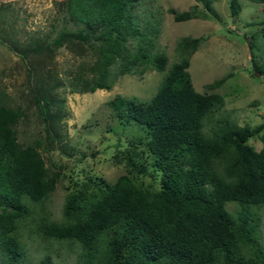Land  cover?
Listing matches in <instances>:
<instances>
[{"label":"trees","instance_id":"obj_1","mask_svg":"<svg viewBox=\"0 0 264 264\" xmlns=\"http://www.w3.org/2000/svg\"><path fill=\"white\" fill-rule=\"evenodd\" d=\"M139 1L66 0L71 19L82 28L62 32L52 43L67 37L98 42L90 77L78 78L83 92L108 89L117 75L143 73L147 66L163 73L149 100L116 94L108 102L117 118L144 129V145L160 173L159 188L128 174L113 183L91 181L65 197L61 218L54 219L46 204L57 175L45 164L40 140L18 142L15 125L23 112L6 105L0 91V264H54L49 253L37 261L29 257L21 230L30 222L50 244L78 246L76 264H264L261 216L254 209L264 207V143L259 150L248 143L255 135L264 141V122L239 125L222 115L220 93L195 90L188 67L200 38L179 39V60L168 66L167 55L154 51L159 20L136 21ZM214 1L196 0L189 10L168 11L175 21L219 19ZM229 9L237 15L239 1L230 0ZM251 61L253 70L264 75L263 61ZM231 75L205 88L219 87ZM214 112L220 115L205 132ZM124 159L129 172L143 175L141 163L128 154ZM228 202L236 208L230 211Z\"/></svg>","mask_w":264,"mask_h":264},{"label":"rangeland","instance_id":"obj_2","mask_svg":"<svg viewBox=\"0 0 264 264\" xmlns=\"http://www.w3.org/2000/svg\"><path fill=\"white\" fill-rule=\"evenodd\" d=\"M238 1L241 10L237 15L230 13V0L214 1L219 19L175 21L168 11L189 10L196 0H140L134 5V13L140 25L149 16L159 20L154 51L167 55L168 66L179 60V39L200 38L188 67L195 90L220 93L225 100L223 116L255 127L264 122V75L253 70L251 57L257 64L264 63V37L260 33L264 3ZM65 2L0 0V91L6 95V105L23 112L15 125L18 142L25 146L40 140L45 164L57 175L55 190L46 204L56 220L61 218L65 197L91 181L113 183L128 174L152 189L160 186V173L144 145V129L121 121L108 102L116 94L149 100L163 73L147 66L143 73L117 75L108 89L83 92L81 80L90 77L88 66L94 61L98 42L67 37L58 45L52 43L62 32L82 28L71 19ZM230 72L232 75L219 87L205 88V84ZM219 115L214 112L207 118L205 132ZM248 143L259 150L264 141L255 135ZM124 154L143 165V175L129 172ZM226 207L231 211L236 205L228 202ZM254 209L261 216L258 240L264 251V207ZM21 235L32 261L49 253L54 264L77 263L78 246L50 244L34 232L32 222L22 228Z\"/></svg>","mask_w":264,"mask_h":264},{"label":"clouds","instance_id":"obj_3","mask_svg":"<svg viewBox=\"0 0 264 264\" xmlns=\"http://www.w3.org/2000/svg\"><path fill=\"white\" fill-rule=\"evenodd\" d=\"M248 46H249V42H248Z\"/></svg>","mask_w":264,"mask_h":264},{"label":"crops","instance_id":"obj_4","mask_svg":"<svg viewBox=\"0 0 264 264\" xmlns=\"http://www.w3.org/2000/svg\"><path fill=\"white\" fill-rule=\"evenodd\" d=\"M261 4H263V3H261Z\"/></svg>","mask_w":264,"mask_h":264}]
</instances>
